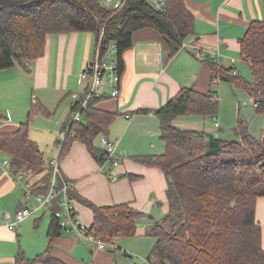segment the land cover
Listing matches in <instances>:
<instances>
[{
  "label": "trees",
  "instance_id": "16d2710c",
  "mask_svg": "<svg viewBox=\"0 0 264 264\" xmlns=\"http://www.w3.org/2000/svg\"><path fill=\"white\" fill-rule=\"evenodd\" d=\"M145 27L163 35L172 58L184 48L186 38L195 33V17L184 0H166L164 10L155 8L152 0H126L119 9L99 0H0V70L19 65L30 71L31 63L44 54L48 35L87 31L95 34L101 59L113 44L116 46L121 76L123 53L133 44V33ZM240 46L241 60L249 65L253 80L243 79L235 64L226 67L204 56L212 69L211 89L202 92L182 87L155 111L166 151L134 156L139 162L161 168L168 182L169 210L147 226L146 235L156 238L147 257L149 264H264L262 227L256 216L257 199L264 196V133L254 135L249 123L241 118L235 125L238 137L232 140L173 125L181 114L217 117L219 97L213 86L222 80L244 87L254 101L255 112L264 113V19L250 24ZM106 94L92 97L80 120L72 115L64 124L58 162L76 140L85 143L100 162L111 160V155L96 145L98 137H108L118 115L97 107ZM80 103L81 99L72 104V112ZM39 111L50 114L35 99L28 118L15 131L0 132V150L10 158L12 169L42 175L33 184V191L44 193L51 186L54 166L29 135L30 123ZM65 182L71 180L58 170L56 188L61 189ZM66 194L71 202L78 199L93 209L88 233L107 244L118 237H134L140 220L146 216L130 203L98 206L78 195L73 186ZM63 201L61 193L48 205L52 213L46 249L34 257L21 250L15 264H67L52 253L65 232L57 215Z\"/></svg>",
  "mask_w": 264,
  "mask_h": 264
},
{
  "label": "crops",
  "instance_id": "0c3cea01",
  "mask_svg": "<svg viewBox=\"0 0 264 264\" xmlns=\"http://www.w3.org/2000/svg\"><path fill=\"white\" fill-rule=\"evenodd\" d=\"M184 1L195 17V33L186 38L184 48L169 58V44L158 30L151 27L138 29L133 33V44L123 53L120 95H110L111 84L107 81L108 89L103 87L105 82L101 87L100 94H107L96 103L97 107L118 112L108 133L109 139L119 141L115 156L102 163L85 143L76 140L59 161V171L73 182V188L81 197L98 206L130 203L145 212L135 237L148 236L147 226L169 210L165 172L134 159L137 155L166 151L155 111L182 87L209 91L212 69L204 56L226 67L233 66L232 58L242 61L240 40L254 20L264 19V0ZM96 55L97 38L92 32L50 34L44 54L31 63L30 71L24 72L26 76L9 72L14 67L0 70V106L8 112L0 115V132L15 131L25 121L23 116L28 108L29 93L34 95L38 91V97H33L32 102L37 99L46 106L59 100L58 95L63 96L64 101L70 98L69 111L61 120V134L65 136L63 126L73 115L72 94L82 93L85 83L80 74ZM252 103L254 108L253 99ZM10 113L13 114L12 120ZM173 125L182 130L206 131L216 136L221 134L218 128L222 129L218 116L200 114L178 115ZM29 135L40 141V133L31 127ZM99 141L100 137L96 139L97 146ZM59 153L52 155L48 162L58 158ZM6 157L3 152L0 164ZM25 181H17L9 168L0 167V264H15L21 250L34 257L30 254L41 253L49 244L47 230L50 221L43 225L44 232H37L36 227L32 229L29 221V227L32 226L27 230L29 234L24 238L28 241L25 242L20 233L24 227L19 228L26 219L9 225L15 221L20 206H27L21 200ZM71 206L79 223L90 227L94 220L93 209L78 199H72ZM256 216L262 227L264 246V196L257 199ZM118 244L116 239V247L121 248ZM115 249H99L77 233L65 231L54 244L52 253L67 264H116Z\"/></svg>",
  "mask_w": 264,
  "mask_h": 264
},
{
  "label": "rangeland",
  "instance_id": "374dc122",
  "mask_svg": "<svg viewBox=\"0 0 264 264\" xmlns=\"http://www.w3.org/2000/svg\"><path fill=\"white\" fill-rule=\"evenodd\" d=\"M99 1L104 3L105 0ZM235 66L239 70L240 75L243 79L247 81L253 80L251 69L247 63L240 61V58H237ZM9 72L26 76L24 73L25 70L19 65H16V67L9 70ZM103 87L104 89H108L109 86L106 81ZM213 87L218 91V122L222 125V129L218 128V132L221 133L220 135H222V137L229 140L236 139L238 137L237 131L235 129V125L237 123L238 118L244 119L249 123L250 131L254 135L260 136L262 132L264 133V113L257 114L255 112L253 108L252 97L249 95V93L245 90L244 87H237L223 80L219 81L218 84H215ZM38 93V91H36L34 95L32 94V92L29 93L28 108L23 116V120H26L28 118V112L31 108L32 98H35L36 96L38 97ZM57 97L59 98V100L54 103L50 102V106H46L42 103L44 107L50 112L49 115H47L43 111H39L34 115L30 123L31 128L40 133V136H38L40 138V141H36L39 143L40 147L45 152L47 161L52 155H56L57 153H59V146L57 144V140H63L64 137V134H61V120L64 116L66 117V114L69 111L70 98L67 97L64 101L63 96L58 95ZM1 114L7 115L8 112L4 109H1L0 106V115ZM9 117L10 120H12L13 114L10 113ZM2 157L3 152L0 151V160L2 159ZM34 176H31L30 178V182L33 181V184L38 182L42 175L35 176V178ZM23 190L24 194H22V203L27 206L34 204L36 200L33 196L29 198L26 197L25 185ZM51 213L52 212L49 206H44L40 208L37 212H35L33 215L28 217L24 222H22L21 227L19 228L22 229V227H24L22 229L23 231H20V233L22 234V238H24L26 234H29L27 230L29 231L32 225V229L36 227L37 232H39L40 230L42 232L46 231L45 229L43 230V225L46 222L49 223ZM36 218L38 219V221ZM29 221L32 224L30 227L28 223ZM26 239L27 238H24L23 241H28V239ZM117 239L119 243L118 245H121V249H117L116 264H148L147 257L150 255V251L152 250V247L156 242L155 237L134 236L118 237ZM124 251H126L130 255H125ZM30 255L35 256L36 254L33 253Z\"/></svg>",
  "mask_w": 264,
  "mask_h": 264
},
{
  "label": "built area",
  "instance_id": "2783aa9c",
  "mask_svg": "<svg viewBox=\"0 0 264 264\" xmlns=\"http://www.w3.org/2000/svg\"><path fill=\"white\" fill-rule=\"evenodd\" d=\"M126 0H105L104 5L110 8L119 9L125 4ZM152 5L159 9L164 10L166 7V0H152ZM202 55H204L202 53ZM232 63L235 64L236 59H231ZM80 79L83 83H85L84 89L82 93L74 92L72 94L74 102L81 99V103L79 108L73 112V117L75 120H80L82 117V112L86 110L89 106L90 100L94 96L100 95L101 87L104 82L107 81L111 84L110 94L113 97H117L120 95V79L121 76L119 71L117 70V48L113 44L111 46L110 51L107 53L104 59L99 57V50H97L96 58L86 64L83 71L80 74ZM119 141L111 140L106 136H101L99 141V146L108 152L111 157L115 156L116 148L118 146ZM51 164L54 166V175L52 179L51 186L47 192L44 193H35L33 191V184L30 182L31 174L27 173L23 168L14 170L12 169L11 161L9 157H6L0 167H7L11 170L14 178L17 181L26 179L25 181V194L26 197L29 198L33 196L35 198L34 204L30 206H23L16 213L15 221L10 223V226L18 224L23 220L27 219L35 212H37L40 208L44 206H48L52 203V201L59 195L64 194V201L62 204V209L57 213L58 216L61 217V224L66 232H75L81 238L85 239L90 245L95 246L99 249L106 248H116V239L113 240L111 244H107L104 240L99 237H96L94 234L88 233V228L80 224L76 219V216H73L71 201L67 197V189L69 186H72L73 183L65 182L61 189L56 188V173L59 170V162L58 158H54L51 161Z\"/></svg>",
  "mask_w": 264,
  "mask_h": 264
},
{
  "label": "water",
  "instance_id": "95a60500",
  "mask_svg": "<svg viewBox=\"0 0 264 264\" xmlns=\"http://www.w3.org/2000/svg\"><path fill=\"white\" fill-rule=\"evenodd\" d=\"M150 217H153L152 215H149Z\"/></svg>",
  "mask_w": 264,
  "mask_h": 264
}]
</instances>
